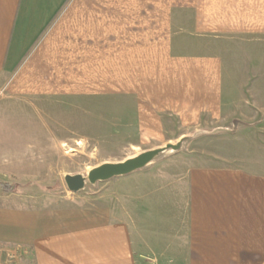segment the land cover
Masks as SVG:
<instances>
[{"label": "crops", "instance_id": "crops-1", "mask_svg": "<svg viewBox=\"0 0 264 264\" xmlns=\"http://www.w3.org/2000/svg\"><path fill=\"white\" fill-rule=\"evenodd\" d=\"M241 35H264V0H0V76L15 94L46 93L57 75L127 100L141 128L170 139L224 119L215 41ZM159 176L129 190L132 209L118 190L99 205L7 208L0 245L33 264H264L263 166Z\"/></svg>", "mask_w": 264, "mask_h": 264}, {"label": "rangeland", "instance_id": "rangeland-1", "mask_svg": "<svg viewBox=\"0 0 264 264\" xmlns=\"http://www.w3.org/2000/svg\"><path fill=\"white\" fill-rule=\"evenodd\" d=\"M215 44L222 60V102L223 80L227 90L226 115L170 139L141 128L127 100L69 91L67 82L52 81L57 75L46 93L15 94L10 80L0 76V212L17 205L57 210L67 202L99 205L106 200L96 194L111 198L117 190L121 208L132 209L129 190L142 186L143 195L144 183L149 189L161 172L162 185H169L193 165L264 167V35L221 36ZM143 154L146 161L128 172L89 179V172L103 164ZM68 176H81L82 186L70 189ZM16 252L0 245L1 259L33 264L27 250L19 257Z\"/></svg>", "mask_w": 264, "mask_h": 264}, {"label": "water", "instance_id": "water-1", "mask_svg": "<svg viewBox=\"0 0 264 264\" xmlns=\"http://www.w3.org/2000/svg\"><path fill=\"white\" fill-rule=\"evenodd\" d=\"M145 158L146 155L143 154L135 159L127 160L125 162L117 164H103L89 172V179L94 181L97 179H105L115 174L128 172L142 165L146 161ZM66 182L70 189H76L82 186L83 179L81 176H68L66 177Z\"/></svg>", "mask_w": 264, "mask_h": 264}]
</instances>
